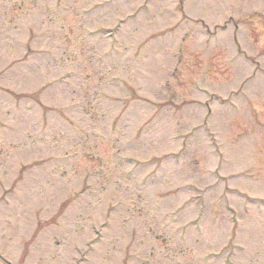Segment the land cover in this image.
Masks as SVG:
<instances>
[{
  "label": "rangeland",
  "instance_id": "rangeland-1",
  "mask_svg": "<svg viewBox=\"0 0 264 264\" xmlns=\"http://www.w3.org/2000/svg\"><path fill=\"white\" fill-rule=\"evenodd\" d=\"M0 264H264V0H0Z\"/></svg>",
  "mask_w": 264,
  "mask_h": 264
}]
</instances>
